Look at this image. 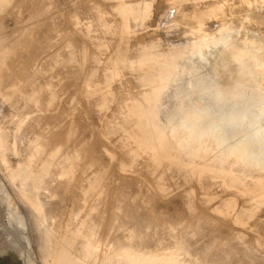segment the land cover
Listing matches in <instances>:
<instances>
[{
  "label": "rangeland",
  "instance_id": "374dc122",
  "mask_svg": "<svg viewBox=\"0 0 264 264\" xmlns=\"http://www.w3.org/2000/svg\"><path fill=\"white\" fill-rule=\"evenodd\" d=\"M40 1H41V3L43 5L40 3ZM79 1L77 0L78 6L76 7V4H75L76 0H72V1L71 0H69V1L68 0H66V1L65 0H63V1L62 0H59V1L58 0H49V1L48 0H33V1L32 0L31 1L30 0H25V1H22V0H19V1L18 0H0V15L2 16V17H0V20H1V22H3V23L0 22V26L3 25L2 27H0V30H1L0 35H3L5 37L8 36L7 38H8V40L10 38V43L13 41V43H11V45H10L11 47L14 46V43H15V46H17L16 47L17 51L14 53V57L17 60V65L19 67H21V68L17 67L18 68L17 69V74H19V75L21 74V76L23 75V79H25V80L28 79V78H31V83L32 82L37 83V82L42 81V84L45 82L44 84H47L48 86H50L52 84L55 86L53 88L56 91L53 92V90H52V94H51V100H52L51 107L52 108L50 107V109L48 111V114L46 112L43 115L44 122L51 118L50 120L47 121V132L50 135L51 134L53 135V133L55 131L54 134L57 133L56 135H58V133H59L60 136H61V133H62L61 137L63 138V136H64V140H66L65 143L68 145L67 147L65 146V149H67L69 147L81 146V145L85 146V148H86L85 149V155L81 159L82 161L80 160L81 166L82 167L85 166V167L82 168L80 166L81 167V168H79L80 171H81L80 174H79V170H78V177L79 178L76 179V183L74 182L77 186L82 184V186H83V187L81 186L82 190L80 188H78V191L80 189V191H79L80 193L76 190L77 187L75 186V188H73V192H68L70 194H69V196H67L68 193H63V192H65L64 191V188L66 187L65 184L64 183L62 184V187H63L62 188L56 182L55 185H54L55 187L51 188L50 193L45 194L47 196H43V197H45V198H43V201H45V203L47 204L46 205L44 202H42V196H41L40 189L35 190L33 188V186L31 185V183H29L28 181L25 180V177L21 174L19 166H17V162L16 161H15V163H16L15 165L16 166L14 165V159L10 155L9 148L8 147L7 148L3 147L2 144H1L2 142L0 140V264H48V254L50 253V251L52 249V240L50 239V237L46 233L45 227L48 225L49 222L50 223L52 222V219H50V218L49 219H45L44 218L43 221H42V217L40 216L41 215L40 212H42V211H38V210L34 209L30 202H28L25 199H23V196H28L31 199L32 202L41 204V206L43 207V211L44 212H47V211H49L50 213L52 212L51 214H53L55 216H58L59 219H60V217H62L63 219L66 220V216H67V219H68V216H69L68 214L71 211L74 212L75 211L74 209H76L77 215L81 214V216L80 215L77 216V218L79 220V222H78L79 224L77 223L78 225L77 224H72L73 225L72 226L71 223H68V224L65 223L66 225L64 224V226H63V230L65 229L66 232H68V233L70 232L71 234H73L74 238L72 239L71 242L68 243V245L66 247V250L64 251L63 260H62L61 264H76V263H70L69 262L70 258L68 257V249H74V247L76 248L78 246V244L80 243V239L84 237V233H83L84 232V227H82L83 226L82 222H85L86 223L85 225H89V223H90L89 221H91V223L96 221V223L99 224V226H100L99 234L100 235L104 234V237H106L108 235H111V236L115 237V239L117 238V241L118 240L120 241V242L118 241V243H117V242H115L116 240L114 241L112 239L113 241H110V243L108 242V244L110 245L108 247L111 248V251H108V253L106 255V258L109 259V260H112V261L115 260V258L120 254L121 249L130 248V247H133V248L136 247L137 248V247H143V246H144V248L147 247V249H149V254L151 256L155 257V258H157V256L159 255L160 248L162 246L165 247V248L168 247V249L170 250L171 253H175L176 256H184L186 258V262L184 261L183 264H211V263L219 264V261L222 262V264H226L223 261L226 257H227L226 259L230 258L228 260L225 259L226 260L225 262L229 261V263H227V264H230L231 261H232L231 264L232 263L233 264L234 263L235 264H245V263L246 264H253V263H251L252 261H251L250 257H252V256H260V257L264 258V251H263L264 250V235L261 234V232L264 233V226H262V224L264 223V206L262 205L263 206L262 207L261 205H257L256 203H254V204L253 203H248L246 198H248L249 192H247V191H244V192L243 191H241V192L238 191L237 192L234 187H231L229 189L230 191L226 189V187H227V183L226 182H227V180L229 178H231V179L232 178L233 179L234 178H236V179L239 178L238 176H236L235 171H233V169L231 167H226L225 168V170H224L225 177L224 178H221L219 176H211L209 178H206L204 181L202 180L203 181V184H202V181L198 182V180H197V179H199L198 177H200L202 174L208 173L211 170V165L209 163L207 165L206 161H198V162H196L195 166H196V169L198 171V173L196 174L197 176L195 177V178H197L196 179L197 182H196V181H194L195 179L192 177V175L188 171L183 170L181 168L180 163L179 164L178 163H175V164L174 163H170L167 166H162V164L165 163L167 160H169L170 157H171L169 152H167L165 150L161 151V155H162L161 158H157V157L154 156V158L152 159V162H148L146 160L144 161V159L142 157L148 150L153 149L155 151H158V149L152 145L151 139H152L154 133L162 135L164 133V131H165V124L168 123V121L170 122V120L172 118L171 117H166L164 119L162 118L163 119L162 120L163 121L162 124H159L158 122H156L154 120L152 122H150L146 126H144V123L141 122V120H138L137 122L132 124L133 122L131 120H133L134 118L139 117L140 115H139V113L137 111L134 110L135 107H138L136 102L135 101L132 102L130 100V98L132 97L131 88H133V86L131 84V80L129 81L128 79H126L127 75H124V74H126V70L122 69V66L127 64L130 67V69L133 70V72L136 74V77H138V78L140 76H142V75L154 74L155 79H157L159 82H162L163 76L160 74V72L162 70V67L164 65H166V64H169V62H171V58H173L174 56L177 55V52H175L174 50L169 51L167 49H164V48L162 49L161 48L158 51L157 50L156 51L153 50L151 56L146 61H142L141 56H138V55H134L132 60L128 59L127 57H124V55H129L130 54V52H131L130 49H131V47H133L135 45L134 43H135V41L137 42V39L141 38L139 40L145 41L146 38L149 35H148V32L145 33V31H142V32H140V35L142 37L138 33L135 37H130V38L125 37V39H124L123 38L124 35H123V33H121L123 30H122V28H121V30L119 29L121 27V26H119V22H120L119 21V17H120L121 20H123L124 22H127V23H128V20H130V19H132V20L138 19L139 15L141 14V11H142L141 10V5L144 2H142V0H138V1L137 0H131V1L116 0L119 3L116 2L117 3V4L115 3L116 6H112L113 2L110 3L109 1H106V0H100V1L98 0L99 2L102 1V3L96 2L97 0H87V1L81 0V2L83 1V3L80 2V5H79ZM88 1H89V3H88ZM15 2L17 3L16 8H14L15 5H16ZM18 2H19L20 6H18ZM68 2L69 3L72 2L71 7H72V5L75 4L74 8L73 7L72 8L69 7L68 6L69 5ZM6 3H7V5H6ZM48 3L54 4V5H50ZM57 3H59V4H57ZM67 3H68V5H67ZM109 3L111 5H109ZM206 3H208V2H206ZM209 3H211V2H209ZM46 4H48V5L45 7ZM81 4L82 5L84 4V6L82 7ZM86 4L88 6H86ZM29 5H30V7H29ZM65 5H67V7H69V8H71V10L70 9L68 10V8H67L66 11H65V8H66ZM184 5H186V4H184ZM21 6L24 7V8H22V11L20 10ZM25 6H26V8H25ZM89 6H91V7H89ZM106 6L109 7V10H111L112 13H110L111 11H107V9H106L107 7ZM33 7L35 9H33ZM52 7L55 9V11H54V9ZM110 7H112V8L110 9ZM12 8H14V9H12ZM42 8H44V9L42 10ZM86 8H88V9H86ZM100 8H101V10L103 9L102 12H101ZM5 9H6L7 12H5ZM84 9H85V11L87 13L84 11ZM112 9H114V10H112ZM17 10H18V14H16ZM57 10L60 12V14H58L59 12L57 13ZM61 10H64L63 11L64 14L62 13ZM82 10H83V12H82ZM263 10H264V8H258L257 12L260 11V13H262V12L264 13ZM8 11H10V13L12 12V14L10 15V13ZM27 11L29 13L30 12L31 13L29 14ZM68 11H69V13H68ZM114 11H116L117 13L114 12ZM70 12H72V13H70ZM24 13L26 14V16H25ZM51 13L53 14V16H52ZM65 13L67 14V17H66ZM79 13H81V14H79ZM83 13H86V14H83ZM93 13L94 14L96 13V14L94 15ZM48 14L49 15L51 14V15L48 16ZM91 14H93L94 17ZM9 15H10V17H9ZM13 15H15V16H13ZM16 15H18V17L20 19L16 18ZM57 15H59V16H57ZM28 16L30 17V19H29ZM44 16H48L49 19L47 18V20H45L46 17H44ZM3 17H4V19H6V17L9 18L10 20H12V22L9 19L4 20ZM13 17H14V20H13ZM88 17H89V19H88ZM55 18H56L57 21L55 20ZM68 18L71 19L72 21L71 20L69 21ZM117 18H118V21H117ZM39 19H40V22H38ZM65 19L68 22H66ZM109 20H110V22H108ZM5 21L8 22V23H6ZM27 21H28V24H30L29 26L27 24ZM34 21H36V22H34ZM4 22L6 24H4ZM58 22H60V23H58ZM10 23L14 24V25H12L14 27H12L10 25ZM68 23H70V24H68ZM7 24H9L12 27V29L10 30L11 32L8 30L11 27H9V25H7ZM35 24H37L36 28H35ZM46 24H47V26H46ZM50 24H52V26ZM64 24H66V26H67L66 28H64L65 27ZM4 25H5V27H4ZM21 26L24 27V28L21 29L20 28ZM25 26L27 28H25ZM81 26H83V28H85V29H83ZM33 27L35 28V30H34ZM75 27H76V29H75ZM53 28L54 29L56 28V30H54ZM4 29H6V30H4ZM29 29H30V31H29ZM65 29H67V30H65ZM71 29H73V31H71ZM94 29H96V30H94ZM15 30L18 31V32H16ZM42 30H44L45 32L43 31V33H42ZM50 30H52L51 33L49 32ZM99 30H101V31H99ZM115 30L116 31L118 30V31L116 32ZM63 31H66V32H63ZM69 31H70V33H69ZM113 31H114V33H113ZM119 31H120V33H119ZM20 32H23L24 34L21 36ZM53 32H55L54 34H57V35H54ZM79 33H81V34H79ZM143 33H145V40H144ZM25 34H26V36L28 38H26ZM33 34H36V35L33 36ZM11 35L14 36L12 41H11V38H12ZM15 35H17V36H15ZM155 35H157V33H155ZM35 36H36V38H35ZM49 36H51L52 38L49 37ZM79 36L80 37L82 36L83 39L81 40V38ZM22 37H24V38H22ZM32 37H33V39H32ZM41 37H43V38H41ZM119 37H121V38H119ZM14 38H15V40H14ZM29 38L31 39V41H30ZM79 38L81 40L79 42L80 44H81V42L84 44L86 41H87V43H85L84 45L82 44V46L79 43H77L79 46L76 43L75 44L73 43V45L77 46V48L75 46L71 45L72 42H73L72 40H74V41L77 40V42H78ZM86 38H87V40H86ZM47 39H49L50 41L47 40ZM63 40H64V42H68V43L62 42ZM66 40H68V41H66ZM107 40H110V41H108V42H110L109 44H108V42H106ZM115 40L118 41V42L115 43ZM60 41L62 43H64V44L62 45V43H60ZM127 41H128V43L125 44V42H127ZM58 42L60 44H58ZM70 42H71V44H70ZM95 42H96L97 46L95 45ZM113 42L116 45L113 44ZM21 43H25L24 46L20 45ZM45 43H48V44L45 45ZM89 43H91V44H89ZM121 43L123 45H125V46H122ZM28 44H29V46H28ZM87 44H88V46H87ZM33 45H34V48H32ZM57 45L58 46L60 45V48L57 47ZM89 45L92 48V50H90L91 53L89 52V48H90ZM25 46H27V47L24 48ZM116 46H117V48H116ZM126 46H128V49L126 48ZM35 47H37V48H35ZM16 48H15V50H16ZM22 48L24 50H22ZM27 48H29V51H28ZM41 49L44 52V53L42 52V54H41ZM66 49H68L69 51L66 50ZM76 49H77L76 52H78V53H75L74 50H76ZM93 49H94V51H93ZM55 50H57V51H55ZM115 50H117V51H115ZM119 50H120V52H119ZM37 51H38V53H37ZM48 51H50L51 54ZM168 51H169V53H168ZM23 52H24L23 55H20V56L18 55V59H19L18 60L17 59V54H22ZM92 53H93V55H92ZM109 53H111V55H109ZM30 54H32V56ZM36 54L37 55L40 54L39 58H36V57H38ZM44 54H45V56H44ZM48 54H50V56ZM66 54L69 56V59H67L68 56H66ZM77 54H78V57H76ZM90 55H92V58H91ZM106 55H107V57H106ZM21 56H23V57H21ZM30 57L31 58L34 57L33 59L35 61L33 59H31ZM53 58L54 59L56 58V59L54 60ZM104 58L105 59L108 58V59L105 60ZM256 58L258 60H264V52L258 53L256 55ZM88 59H89V61L87 63ZM47 60H49V61L51 60V61L49 62ZM28 61L29 62L31 61L30 63L32 65ZM18 62H20L19 63L20 65L18 64ZM58 62L60 64V66H59ZM249 62H250L249 60H246L244 65H243L244 66L243 69L241 71H239V72L238 71L235 72L234 68L231 69L232 73L224 72V76L226 78H228V80L226 82H224V83H220L219 81H217L215 79L212 82V84H210L206 88H202V89L186 88L181 93L180 97L176 100V106H178L179 111L181 113H184V114H188V113H191V112H194V113H197V114H202L203 112L208 110V114H215L216 112L220 111L222 108L226 107V108H232L233 112H235L236 114H242V112H245L246 110H248L250 108L251 109L252 108H260V109L264 108V89H263V86L260 87L253 80L254 72H253L251 66L249 65ZM49 63H50V65H49ZM67 63H70L69 64L70 66ZM107 63H109V64H107ZM23 64H25V65H23ZM46 64L49 65V66H47ZM86 65H87L88 68L86 67ZM96 65H97V67H96ZM29 66H30V68H29ZM68 66H69V68H68ZM89 66H90V69H89ZM100 66H102V67H100ZM24 67L27 68L26 69V73H27L28 68H29V73L25 74V72H24L25 70L22 71V68L25 69ZM70 67H71V69H73V67L75 68V69H73V72L70 69ZM44 68L47 69V71ZM59 68L61 70H59ZM62 68H63V70H62ZM35 69H36V71H35ZM54 71H56L55 74H58L57 76H55ZM57 71L60 72V73H57ZM62 72H63V74H66L65 76H67V77H65L62 74ZM66 72H69V74L66 73ZM70 72L73 73V75L70 74ZM74 72H76V73H74ZM81 72H82V74H81ZM75 74H77V76ZM52 75H53V77H52ZM61 75H63V77H65L64 80H63V77ZM71 75L75 79L72 78ZM31 76L32 77L34 76V77H37V78H34V77L32 78ZM67 78H68V80H67ZM82 78L86 81V83H84L85 81ZM92 78H94L95 80L92 79ZM88 79H92L94 81L88 80ZM100 79H102V81ZM78 81H80V82H78ZM125 81H126V83H125ZM55 82H56V84H55ZM118 82H120V84L122 83L121 86H120V84H118ZM93 83H94V85H92ZM112 83H113V85H112ZM127 83L129 85H127ZM28 85L29 86L27 87V84H26L25 87L26 88H30L31 84L28 83ZM57 85H58V87H56ZM78 86H79V88H78ZM85 86H86V88H85ZM66 87H68L69 89L68 88L66 89ZM115 88L119 89V91L118 90L116 91ZM75 89H76V91L78 93L79 92L80 93L78 94L75 91ZM84 89H85V91H82ZM70 90H71V92H70ZM210 90H215V91H217L219 93V96H218L219 97L218 98L219 101L217 102V107L216 108H211V106H210L211 101L205 99V97H206L205 95L209 94L208 91H210ZM72 92H73V94H69V93H72ZM114 92H116L117 94L114 93ZM56 93H58V95ZM61 93H62V95H63V93H64V95L65 94L67 95L66 96L67 102H66V98H64L63 97L64 95L62 96ZM113 94H115V96ZM56 95H57V98H56ZM78 95H79V97H78ZM119 97H123L122 100H124V101L122 102V100L119 99ZM124 97L127 98V99H125ZM55 98H56V100H55ZM80 98L82 99V101L85 99V101H83V103L84 102L87 103V104L85 103L86 105H84V107H82L83 104H81V102L79 103V101L81 100ZM57 100H58V102H57ZM69 100H70V102H69ZM118 100H120V101H118ZM89 103L92 104V106ZM93 103H94V105H93ZM128 103H130V104H128ZM79 104H81V105H79ZM116 105H119V109L121 108L120 110L123 111V112H120V110L117 109L118 107ZM85 106H86V108H85ZM87 107L90 108V109H87ZM112 108H113V111H112ZM85 109L87 111L89 110L87 114H86L87 111ZM93 109L96 110V111L94 110L95 114L93 113ZM124 110H125V112H124ZM114 111H115V115H114ZM116 111H118V112H116ZM91 113L93 114V116H92ZM5 114H6L5 110L3 109L2 105L0 104V117L5 115ZM46 114L48 115V117H47ZM45 115H46V117H45ZM90 115H91L92 119H90ZM94 115H96V117ZM82 116L83 117L85 116V117L83 118ZM88 116H89V121H88ZM238 116L239 115H237L236 118H238ZM94 117L96 118V120H95ZM114 117H115V119L113 120L112 118H114ZM45 118H46V120H45ZM57 118H59V119H57ZM76 118L77 119L79 118L80 121L77 120ZM83 119H85V120H83ZM86 119H87V121H86ZM93 119H94V121H93ZM64 120L67 123L64 122ZM204 120H205L204 122H197L196 126H200L203 129H207L211 125L217 123L220 119H218V118H210L208 120H206V119H204ZM128 121H130V122H128ZM139 121H140V123H138ZM51 122H53V123L51 124ZM60 122H61V124H60ZM88 122H91V123H89L90 126L88 125V128H86L85 125H87ZM95 122L97 123L98 126H95L96 124L93 125V123H95ZM108 122L110 124L112 123L113 125L112 124L109 125ZM125 124H127V125L125 126ZM130 124H132L134 126H132V128H131V126H129ZM106 125L107 126L109 125L110 127H113V128H110L109 126L107 128ZM68 126L71 127V128L74 126V128L72 129L73 133H74L75 129L77 128L76 131H75L76 134L75 133L72 134L71 133L72 130H70L71 128L67 129ZM93 127H95V129L98 127L96 129L97 133L95 132L96 130ZM99 127H100V131H98ZM101 127L103 128V131L105 130L104 132H102V135H101V131H102ZM68 130H69V132H68ZM117 131H119V132H117ZM80 132L82 134H80V136H78ZM92 132H95L96 134H94ZM99 132H100V135H99ZM89 133L91 134V135H89L90 137L88 136ZM115 133H116V135H115ZM85 135H86V137H85ZM96 136H97L96 139H98L97 142H96V139H95ZM109 137H110V139H109ZM100 138H101V141H99ZM102 138L104 139V142L105 141L109 142V143L106 142L107 144H109V147L112 146L110 149H112V148L115 149L116 148L115 150L113 149V151L114 152H119L120 156H119L118 153L117 154L114 153L109 148L107 149L106 147H108V146L105 145L106 143L103 144L104 142H102V140H103ZM116 138H117V140H119V142H117ZM76 139H77V141L75 142ZM114 140H116V141H114ZM93 141H95V142H93ZM96 143H97V145H95ZM100 143L105 145V146L103 147V145H100ZM110 143H111V145H110ZM126 143H129V145L126 144ZM98 144L100 145V147H99ZM89 145H90L91 148L89 147ZM119 146L121 147V149H120ZM130 146H131V148H130ZM95 147H97V148H95ZM101 147H102V149H101ZM92 148H93V151H94L93 154H92V150H91ZM123 148H126L128 151H125L126 149H123ZM94 149L96 150V152H95ZM100 150L104 153V155L107 158H105L104 155H102V152ZM138 151H139V153H138ZM90 155H92V156H90ZM127 155H129L130 158ZM8 156H9V158L10 157L11 158L9 159ZM93 157H95V158L93 159ZM120 158L123 159L124 162L121 161ZM126 158H128V159H126ZM131 158H132V160H131ZM141 158H142V161H141ZM117 159H119V164H118V161L116 162ZM129 159H130V161H129ZM11 160H13V161L11 162ZM91 160H92V162H91ZM107 160H109V161H107ZM87 161L91 162V163L88 164ZM85 162L87 163V165L85 164ZM105 162L107 163L106 166H105ZM139 162H142V163H139ZM172 162H174V161H172ZM116 163H117V166L115 165ZM204 163H205V165H204ZM113 164H114V166H113ZM149 164H151V165H149ZM137 165H138V167H137ZM86 166H88L89 168L88 167L86 168ZM144 166H146V167H144ZM92 167H93V169H92ZM99 167H100V169H99ZM115 167H116V169H115ZM113 169H114L115 172H117V171L118 172L121 171V172H119V173L117 172V173L114 174ZM165 169L167 171H165ZM110 170H112L113 173ZM175 170H176L177 174H176ZM106 171H108V173L111 172L108 175L106 180H104V181L96 180L98 175H100V174H102L103 172H106ZM82 172H85V173L81 175ZM91 172H92V174H90ZM144 172L147 173V174L145 175ZM155 174H158L159 176L154 177V176H156ZM169 174H170V176H169ZM142 175H145V176H142ZM176 175L177 176L181 175L182 177L180 176L181 177L180 178L179 176L177 177ZM120 176L125 178V179L123 180V178H122L123 181L119 180ZM125 176H127V178ZM146 176L148 177V179L144 178ZM168 177H170L169 178L170 180L168 179ZM174 177H175V179L177 181H175ZM191 177L193 178V180H192ZM110 178H112V180ZM113 178L117 179V180H115V182H113ZM128 178H131V180L128 179ZM149 178H150V180L151 179H153V180L155 179V180L150 183V182H148V181H150ZM82 179H83V181H82ZM127 179H128L129 182L127 181ZM139 179L142 182V184H141L140 181H137L139 183V185H140V186L138 185V187H137L136 185L138 183L136 182V180H139ZM141 179L144 180V181H142ZM183 180H184V182H183ZM206 180L208 181L207 183L209 185L211 184L210 186H207L208 184L206 183ZM132 181H133V183L131 184ZM166 182H168V184L169 183L172 184L173 182H176V183H173L172 185H170V184L168 185ZM186 182L188 184H186ZM100 183H104L107 186V188L105 190V193L101 194V196H98L99 194H97V195L96 194H90L91 196L89 194H87L89 192L88 190L92 191L94 186L96 184H100ZM127 183H128V185L131 184L129 186L130 188L128 187ZM56 184L60 187V188L58 187L59 190H61L63 192H61L59 190L55 191V188L58 189ZM148 184H150V185H148ZM195 184L196 185H198V184L200 185V187L198 185V187H199L198 189L199 190L197 189V192L199 193V195H197V196L200 197L201 199L200 198L198 199L197 196H195L197 194L196 185ZM86 185H88V186H86ZM114 185H116L114 187V188H116V191L117 190H121L120 193L118 191H117V193L113 192V191H115V189L113 188ZM173 185H175V186H173ZM184 185H185V187H184ZM126 186H127V189H126ZM133 186H134V188H133ZM145 186H146L148 191L145 190L146 189ZM187 186H188V188H187ZM212 186H213V188H212ZM215 186H216V188H215ZM155 187H157V188H155ZM181 187H183V188H181ZM204 187L209 190L208 193H206V194L203 193V192H205L207 190V189L205 190ZM184 188H187V189H184ZM222 188H224L225 190H222ZM74 189H75V191H77L76 194L74 192ZM130 189H131V191H130ZM194 189H195V191H194ZM85 190H87V191H85ZM110 190H112V191L110 192ZM156 190H159V191H156ZM183 190L186 193L185 192L183 193ZM124 191L125 192L128 191V193L127 192L125 193ZM181 191H182V194H181ZM135 192H138V193H135ZM143 192H144V194H143ZM200 192H202V193H200ZM210 192H212V193H210ZM222 192H223V194H221ZM225 192L227 193V195L225 194ZM230 192L232 194H230ZM71 193H73V194H71ZM78 193H79V195H78ZM5 194H6V196H5ZM38 194H39V197H38ZM86 195H89L88 197H90V198H95L94 195H96V198H99L97 200V202L95 203V204H98V205H94L95 208L92 207L93 209H91L89 207L90 203L86 202V200H85ZM178 195H180V196H178ZM64 196H67L68 198L67 197L65 198ZM190 196H191V198H190ZM235 196H237V197H235ZM180 197H182V199ZM71 198H72V200H70ZM186 198L188 200H186ZM80 199L83 201V203L85 205L83 203L77 202V200H80ZM102 199H103V201H106L105 202L106 204L104 202H102ZM239 199H241V200H239ZM60 200H61V203H60ZM120 200H122V201H120ZM136 200H138V201H136ZM154 200H156V201H154ZM159 200H162V201L160 202ZM163 200H165V201H163ZM204 200H205V202H204ZM242 200H244V201H242ZM52 201H53V203H52ZM99 201L102 202V204ZM239 201H240V203L243 206L239 203ZM181 202H182V204H181ZM187 202H188L189 205L187 204ZM196 202L198 203L197 205H196ZM214 202H215V205H214ZM183 203H184V206H183ZM185 203L187 204L186 207H185ZM199 203L200 204H204V205H200ZM64 204H66V205H64ZM82 204H83V206H82ZM150 204L153 205V206H151L152 209L150 207H148V206H150ZM246 204H248V205L244 206ZM145 205L147 206V209H146ZM165 205H166V207H165ZM177 205H178V207H177ZM198 205L201 207L200 208L201 210L197 209V208H199ZM207 205L213 206L214 209L211 206L209 207ZM9 206L14 208V209H16V210H18V213H20V216L24 220L25 228L23 227V225L20 222H18L17 215L14 214L13 211H11ZM47 206H48L49 210H48ZM65 206L66 207L69 206V207L66 208ZM196 206H198V207H196ZM63 207H65V209L67 211L66 210L64 211V209H62ZM204 207H205V209H204ZM58 208L60 209L61 213L59 212ZM185 208H186V210H185ZM52 209H54V210H52ZM86 209H90V210H86ZM202 209L205 211V215L203 214L204 211ZM261 209L263 210L262 211L263 214L260 212ZM85 210H86V212H85ZM206 210H208V211H206ZM236 210H238V211H236ZM57 211L59 212L58 213L59 215L57 214ZM151 211H153V212H151ZM259 212L261 213V216H263V217L260 216ZM63 213H65V215L66 214L67 215L65 216ZM152 213H154V214H152ZM185 213L188 214V215H186ZM207 213L209 215H207ZM225 213L227 215L228 214H231V215L227 216ZM82 214H83V216H82ZM210 214H212V215L210 216ZM213 214H214L215 220H213V222H212V219H214L212 217ZM99 215H101L102 217L99 216ZM232 215H233V217H232ZM183 216H185V218ZM194 216H196L198 218H196ZM200 216L201 217L203 216V219H201L199 221V217ZM208 216L210 217V220H208V218H209ZM188 217H190V218H188ZM191 217H193V218H191ZM219 217L220 218L222 217V218L220 219ZM244 217H245V219H244ZM95 218H96V220H95ZM101 218H102V220H104V219L105 220L102 221ZM216 218H217V221L219 219V220H221V222L222 221H227V222H225V223L222 222L223 225L222 224L220 225V223H219L220 221L216 222ZM112 219H113V221H112ZM186 219H188L189 221L186 220ZM191 219H193L194 221L191 220ZM205 219H207L209 222H206L207 220H205ZM255 219H257V220H255ZM230 220H233L232 223L236 227L233 226V224H232V226H230L231 225ZM115 221H117L116 222L117 224H115ZM210 221L216 227L217 226L219 227V225H220L219 229H217L218 228L217 227L216 230H215L214 226L212 225V223ZM254 221H255V223H254ZM228 222H230V223L228 224ZM252 222L254 223V225L252 224ZM112 223H114L115 225H113ZM132 223H133V225H132ZM182 223L185 225V227H183L184 225ZM204 223H205V225H204ZM207 223H210V224H207ZM225 224H228V225H225ZM102 225H103V227H102ZM153 225H154V227H153ZM190 225L192 227L194 226V228H196V230H193L190 227ZM209 225H212L213 227H211ZM260 225H261V227H260ZM187 226H188V228L190 227L191 229H188ZM197 226L198 227L200 226V227L198 228ZM255 226H256V228H255ZM182 227L188 229L187 235L183 238V241L186 242L188 247L185 246L186 244H185V242L182 241V237L177 236V235H179V233H181V230H182L181 228ZM204 227L208 228V229H205ZM231 227H235V229L231 228ZM247 227H248V229H246ZM70 228H71L72 232L70 231ZM108 228L109 229H113V231L109 230ZM203 228L205 229V231H203L204 230ZM222 228H224V229L222 230ZM249 228H250V230H249ZM209 229L211 231H209ZM232 229H234V231ZM240 229H243L244 231L245 230L248 231L249 234L246 231H245V233H247V234H245L243 232V230H241L242 232H240ZM259 229H261V230H259ZM262 229H263V231H262ZM206 230H208V231H206ZM227 230H228V233H230V234L227 233ZM110 231H112V233L116 232L117 234L112 235L111 233H109ZM124 231L125 232L127 231V232L125 233ZM133 231L134 232H138V234L135 233L134 236H133L134 238L132 237L131 241L123 239L124 236H128L129 233H131ZM190 231H192L193 233L190 232ZM199 231H200V233H201V231H203L201 233L202 235L201 234H197V233H199ZM213 231H214V233H213ZM237 231L240 232V233H238ZM259 231H261V232H259ZM120 232L123 233V234L125 233V234L122 236V234ZM205 232H207V233H205ZM234 232L236 233V235H234L235 234ZM119 233L121 234V236H119L120 235ZM189 233H192L191 234L192 236L189 235ZM252 233H254V234L252 235ZM154 234H156L157 236L154 235ZM209 234H210V238L209 237L206 238L207 236H209ZM227 234H228V237H226ZM138 235H139V237H137ZM168 235H169V237H168ZM219 235H221L222 237H220ZM249 235H251V237ZM254 235H256V236L254 237ZM171 236H175L176 239H175V237H173L174 239H171ZM212 236H213V238L211 239ZM232 236H233V239H230V238H232ZM246 236L249 237L250 239L247 238ZM262 236H263V238H262ZM118 237H122V238H120L122 240H120ZM163 237H166V238L163 239ZM199 237H202L203 239H201ZM223 237H225V238H223ZM256 237H258V238H256ZM167 238H168V240H167ZM180 238H181V240H180ZM195 238L196 239H200L201 241H203L202 244L199 241L200 244H201V245H199V243H197L198 240L196 241ZM227 238H229V240ZM244 238H246V239H244ZM159 239H161V240H159ZM162 239L164 240V243H163ZM185 239L186 240L188 239L187 241H189V242H187ZM191 239L192 240L194 239V240L192 241ZM205 239L206 240L209 239V240L206 241ZM214 239H215V241L217 240V242H215ZM222 239H224V241ZM225 239L227 241H229V243L231 241V243L227 244L228 242ZM133 240H134V242L137 241L135 244L138 243L135 247H134V244H132V243H134ZM237 240H238V242H237ZM240 240L242 242L239 243ZM247 240H249V242H246ZM251 240H253L254 242L251 241ZM125 241H126L127 244L124 243ZM173 241H175L176 243L173 242ZM209 241H211L212 243L209 244L210 243ZM102 242H103L102 246H105L104 245L105 241H102ZM190 242H194L195 245L194 244L192 245V243H190ZM213 242L215 244H213ZM128 243H130V244H128ZM170 243H171V245H170ZM257 243H260V245L257 244ZM120 244H122V248H121ZM131 244H132V246H131ZM139 244L142 245V246H139ZM163 244H165V245H163ZM173 244H175V247H174ZM176 244H177V246H176ZM226 244L229 245V247L226 246ZM232 244H236V245H234V247L236 249L233 247ZM113 245H114V247H113ZM210 245H211V248H210ZM217 245H219L220 248L222 247L223 249H219V246H217ZM117 246H118V248H116ZM153 246H156V247L154 248ZM171 246H173V247H171ZM192 246H195L196 248H193ZM241 246L242 247L244 246L246 250L244 249V247L242 248ZM106 247H107V245H106ZM201 247H204V248H201ZM212 247H214V248H212ZM217 247H218V250H217ZM237 247H239V249ZM192 248L195 251H193ZM197 248H199V249H197ZM207 248H208V250H207ZM247 248H249L250 250L247 249ZM255 248H256V250H254ZM213 249H215V250H213ZM261 249H263V250H261ZM199 250H201L202 253H200ZM205 250H207V254H206ZM219 250H220V253L217 252ZM233 250L234 251L238 250V251L237 252L236 251L233 252ZM240 250L242 252L241 253V255H242L241 258H240V252H239ZM260 250H261V252H260ZM190 251H193L194 253H192ZM224 251L228 252V253L226 252L227 255L225 253L226 257L224 256ZM230 251H232V252H230ZM209 252L214 253V254L210 255ZM238 252H239V254H237ZM208 254L211 257H209ZM220 254H221V256H220ZM203 255H205V256H203ZM232 257L234 258V260H233ZM207 258L209 259L208 261H207ZM222 258H223V260H221ZM247 258H248V260H247ZM202 259H203V261H202ZM241 260H243L244 262H242ZM191 261H193V262H191ZM210 261H211V263H210ZM236 262H238V263H236ZM106 263L107 264H121V262H115V261L112 262V263H109V261H107ZM84 264H89V263H84Z\"/></svg>",
  "mask_w": 264,
  "mask_h": 264
},
{
  "label": "bare ground",
  "instance_id": "6f19581e",
  "mask_svg": "<svg viewBox=\"0 0 264 264\" xmlns=\"http://www.w3.org/2000/svg\"><path fill=\"white\" fill-rule=\"evenodd\" d=\"M19 1V0H18ZM25 1V0H22ZM31 1V0H30ZM33 1V0H32ZM49 1V0H48ZM59 1V0H58ZM63 1V0H62ZM66 1V0H65ZM69 1V0H68ZM72 1V0H71ZM79 1V0H78ZM83 1H87V0H83ZM83 1L81 2V0L79 1V5L80 2L83 3ZM100 1V0H99ZM98 0L96 2H99ZM109 1L110 3H112V6H116L115 3L118 2L116 0H106ZM127 1H131V0H127ZM138 1V0H137ZM29 2V1H28ZM44 2V1H43ZM55 2V1H54ZM142 2H144L141 5V14L139 15V18L136 20H128L127 22H124L123 20L120 19L119 17V26H121L119 29L121 30L122 28V32L124 35V39L125 37H135L138 33L140 35V32L145 31V33L148 32V37L145 40V33H143L144 35V40L145 41H141L139 39H137V42L135 41V45L133 47H131L130 49V54L129 55H124V57H127L128 59L132 60V58L134 57V55H138L141 56L142 61H146L152 54L153 50L154 51H158L159 49H167L169 51L174 50L175 52H177V55L174 56L173 58H171V62H169V64H166L162 67V70L160 72V74L163 76V80L162 82H159L157 79H155L154 74H149V75H142L139 78L136 77V74L133 72L132 69H130V67L126 64L122 66V69L126 70V79H128L129 81L131 80V84L133 86V88H131V95L132 97L130 98V100L132 102H136L138 107H135V111H137L139 113V117L134 118L133 120H131L132 124H134L135 122H137L138 120H141V122L144 123V126L148 125L150 122H152L153 120L158 122L159 124L163 123V119L166 117H171L172 119L170 120V122L168 121V123L165 124V131L162 135L154 133L152 139H151V143L154 147H156L158 149V151H155L153 149L148 150L142 157L144 159V161H148V162H152V159L155 157L157 158H161V151L165 150L167 152H169V154L171 155L170 159L167 160L165 163L162 164V166H167L170 163H180V166L183 170L188 171L192 177L195 179L194 181H196L197 178H195L198 173L197 169H196V162L198 161H206L207 165L208 163L211 165V170L208 173L202 174L200 177H198L199 179L198 182L200 181H204L206 178H209L211 176H219L221 178L225 177L224 174V170L226 167H231L233 169V171H235L236 176H238L239 178H229L227 180V187L226 189L229 190L231 187H234L236 189V191H247L249 192V196L248 198H246L248 203H256L257 205H263L264 206V108H250L248 110H246L245 112H242V114H236L235 112H233L232 108H222L220 111L216 112L215 114H208V110H206L205 112H203L202 114H197L194 112L188 113V114H184L181 113L179 111L178 106H176V100L180 97L181 93L186 89V88H192V89H202V88H206L208 87L210 84H212V82L216 79L217 81H219L220 83H224L228 80V78H226L224 76V72H229L232 73L231 69L234 68V71H241L243 69V65L245 63L246 60H249V65L251 66L254 75H253V80L261 87L263 86L264 89V60H258L256 58V55L260 52H264V13H260L257 12L258 8H264V0H142ZM167 2V3H166ZM169 2V3H168ZM208 2V3H206ZM211 2V3H209ZM16 3V2H15ZM21 3V2H20ZM32 3V2H31ZM41 3V1H40ZM47 3V2H46ZM62 3V2H61ZM69 3V2H68ZM67 3V5H68ZM74 3V2H73ZM87 3V2H86ZM89 3V1H88ZM99 3H102L99 2ZM109 3V5H111ZM119 3V2H118ZM24 4V3H23ZM22 4V5H23ZM42 4V3H41ZM50 4V3H48ZM46 4L45 7L48 5ZM59 4V3H57ZM72 2L69 3V7H71ZM76 7L78 6L77 4V0H76ZM74 4V5H75ZM95 4V3H94ZM98 4V3H97ZM105 4V3H104ZM117 4V3H116ZM186 4V5H184ZM188 4V5H187ZM7 5V3H6ZM36 5V4H35ZM43 5V4H42ZM50 5H54V4H50ZM67 5H65V11L68 8V10L73 7L74 5H72L71 8L67 7ZM12 6V5H11ZM17 3L15 5L14 8H16ZM18 6L19 2H18ZM81 6L83 7L84 4ZM86 6H88L86 4ZM258 6V7H257ZM30 7V5H29ZM91 7V6H89ZM88 7V8H89ZM94 7V6H93ZM107 7V6H106ZM10 8V7H9ZM12 8V9H14ZM18 8V7H17ZM22 7L21 6V11H22ZM26 8V6H25ZM32 8V7H31ZM41 8V7H40ZM53 8V7H52ZM51 8V9H52ZM64 8V7H63ZM81 8V7H80ZM86 8V9H88ZM112 7H110L111 9ZM114 8V7H113ZM136 8V7H135ZM257 8V9H256ZM33 9H35L33 7ZM44 8H42L43 10ZM54 9V8H53ZM77 9V8H76ZM75 9V10H76ZM82 9V8H81ZM105 9V8H104ZM107 11H111L109 10V7L106 8ZM24 10V9H23ZM78 10V9H77ZM101 10V8H100ZM103 10V9H102ZM101 10V12H102ZM114 10V9H112ZM261 10V9H260ZM55 11V9H54ZM62 13L64 14V10H61ZM85 11V9H84ZM89 11V10H88ZM264 11V10H263ZM5 12L6 9H5ZM10 13V11H8ZM15 12V11H14ZM28 12V11H27ZM59 11L57 10V13ZM75 12V11H74ZM79 12V11H78ZM83 12V10H82ZM86 12V11H85ZM116 12V11H114ZM29 13V12H28ZM31 13V12H30ZM29 13V14H30ZM53 13V12H52ZM51 13V14H52ZM67 13V12H66ZM65 13V14H66ZM69 13V11H68ZM67 13V14H68ZM72 13V12H70ZM87 13V12H86ZM83 13V14H86ZM90 13V12H89ZM92 13V12H91ZM112 13V11L110 12ZM117 13V12H116ZM12 14V12L10 13V15ZM16 14H18V10L16 12ZM25 14V13H24ZM42 14V13H41ZM50 14V15H51ZM60 14V12L58 13ZM66 14V17H67ZM78 14V13H77ZM81 14V13H79ZM94 14V13H93ZM91 14V15H93ZM96 14V13H95ZM94 14V15H95ZM114 14V13H113ZM4 15V14H3ZM9 15V17H10ZM22 15V14H21ZM48 14V16H50ZM62 15V14H61ZM60 15V16H61ZM93 15V17H94ZM116 15V14H115ZM15 16V15H13ZM26 16V14H25ZM30 16V15H29ZM28 16V17H29ZM48 16H44L46 17L45 20H47V18L49 19ZM53 16V14H52ZM51 16V17H52ZM59 16V15H57ZM69 16V15H68ZM81 16V15H80ZM87 16V15H86ZM0 17H2L0 15ZM64 17V16H63ZM97 17V16H96ZM16 18H19L18 15H16ZM15 18V19H16ZM4 19V17H3ZM9 18L6 17L7 20ZM20 19V18H19ZM30 19V17H29ZM67 19V18H66ZM65 19V20H66ZM85 19V18H84ZM89 19V17H88ZM97 19V18H96ZM111 19V18H110ZM10 20V19H9ZM14 20V17H13ZM34 20V19H33ZM44 20V19H43ZM44 20V21H45ZM53 20V19H52ZM51 20V21H52ZM56 20V18H55ZM68 20L70 21L71 19L68 18ZM108 20V19H107ZM12 22V20H10ZM30 21V20H29ZM57 21V20H56ZM72 21V20H71ZM112 21V20H111ZM118 21V18H117ZM1 22V20H0ZM6 22V21H5ZM8 23V22H6ZM14 22V21H13ZM36 22V21H34ZM40 22V19L39 21ZM54 22V21H53ZM66 22H68L66 20ZM110 22V20L108 21ZM3 23V22H1ZM15 23V22H14ZM20 23V22H19ZM26 23V22H25ZM60 23V22H58ZM117 23V22H116ZM17 24V23H16ZM28 24V21H27ZM43 24V23H42ZM49 24V23H48ZM70 24V23H68ZM87 24V23H86ZM9 25V24H7ZM10 25H14L11 24ZM9 25V27H11ZM25 25V24H24ZM30 24H28L29 26ZM34 25V24H33ZM35 24V28H36ZM44 25V24H43ZM52 26V24H50ZM54 25V24H53ZM72 25V24H71ZM70 25V26H71ZM3 26V25H2ZM0 26V27H2ZM47 26V24H46ZM64 28H66V24H64ZM95 26V25H94ZM117 26V25H116ZM5 27V25H4ZM8 27V26H7ZM14 27V26H12ZM12 27L10 29H8L9 31L12 29ZM73 27V26H72ZM71 27V28H72ZM83 28V26H81ZM16 28V27H15ZM21 29L24 27H20ZM25 28H27L25 26ZM34 28V27H33ZM34 28V30H35ZM50 28V27H49ZM62 28V27H61ZM70 28V27H69ZM68 28V29H69ZM78 28V27H77ZM81 28V29H82ZM14 29V28H13ZM54 29V28H53ZM74 29V28H73ZM73 29H71V31H73ZM76 29V27H75ZM74 29V30H75ZM85 29V28H83ZM6 30V29H4ZM56 30V28L54 29ZM53 30V31H54ZM67 30V29H65ZM96 30V29H94ZM16 31V30H15ZM23 31V30H22ZM30 31V29H29ZM44 30H42L43 33ZM59 31V30H58ZM83 31V30H82ZM101 31V30H99ZM112 31V30H111ZM116 31V30H115ZM118 31V30H117ZM116 31V32H117ZM11 32V31H10ZM18 32V31H16ZM45 32V31H44ZM50 33L52 32V30L49 31ZM61 32V31H60ZM66 32V31H63ZM85 32V31H84ZM98 32V31H97ZM104 32V31H103ZM1 33V30H0ZM7 33V32H6ZM21 36L24 34L23 32H20ZM47 33V32H46ZM55 32H53L54 34ZM62 33V32H61ZM70 33V31H69ZM77 33V32H76ZM114 33V31H113ZM120 33V31H119ZM150 33V34H149ZM155 33H157V35H155ZM27 34V33H26ZM25 34V36H26ZM37 34V33H36ZM36 34H33L36 35ZM81 34V33H79ZM85 34V33H84ZM42 35V34H41ZM45 35V34H44ZM57 35V34H54ZM77 35V34H76ZM109 35V34H108ZM120 35V34H119ZM138 35V36H139ZM17 36V35H15ZM29 36V35H28ZM48 36V35H47ZM75 36V35H74ZM94 36V35H93ZM112 36V35H111ZM114 36V35H113ZM117 36V35H116ZM141 36V35H140ZM139 36V37H140ZM8 37V36H7ZM0 35V104L2 105L3 109L5 110L6 114L0 117V140H1V144L3 147H8L9 148V152L10 155L12 156V158L14 159V165L16 164L15 161L17 162V166H19L20 172L21 174L25 177V180L28 181L29 183H31V185L33 186V188L35 190L40 189L41 192V196H42V202L45 203V201H43V196H47L45 194L50 193L51 188L55 187V183L57 182V184H59V186L62 187V184H65V188L64 191L59 190V186L57 185V188H55V191L59 190L63 193H68V192H73V188H75V186L77 187V191L78 188H82V184L80 185H76V179L79 178L78 177V170H79V174H80V169L81 163L80 160L83 158V156L85 155V146L81 145V146H73V147H69L67 149H65V146L67 147L68 145L65 143L66 140H64V136L63 138L62 133L61 136L56 135L53 133V135L49 134L47 132V121L50 120H46L45 118V122L43 119V115L48 111L52 105V100H51V94H52V90L53 92L56 91L54 90L53 87H55L53 84L48 86L47 84H42V81L40 82H32L31 83V78L28 79H23V75L21 76V74H17V67H19L17 65V60L14 57V53L17 51V46L11 47V43H13L12 39L14 36L11 35V43H10V38L8 40V38ZM20 37V36H19ZM38 37V36H37ZM45 37V36H44ZM51 37V36H49ZM55 37V36H54ZM53 37V38H54ZM76 37V36H75ZM80 37V36H79ZM91 37V36H90ZM103 37V36H102ZM105 37V36H104ZM142 37V36H141ZM17 38V37H16ZM24 38V37H22ZM26 38H28L26 36ZM36 38V36H35ZM40 38V37H39ZM43 38V37H41ZM46 38V37H45ZM44 38V39H45ZM52 38V37H51ZM56 38V37H55ZM72 38V37H71ZM70 38V39H71ZM78 38V37H77ZM81 40L83 39L82 36L80 37ZM79 38V41L77 42L72 40V44L70 42L71 45H73V43L77 44L79 43L81 40ZM85 38V37H84ZM115 38V37H114ZM121 38V37H119ZM138 38V37H137ZM30 39V38H29ZM33 39V37H32ZM62 39V38H61ZM15 40V38H14ZM28 40V39H27ZM41 40V39H40ZM43 40V39H42ZM49 40V39H47ZM87 40V38H86ZM118 40V39H117ZM120 40V39H119ZM123 40V39H122ZM143 40V39H142ZM29 41V40H28ZM31 41V39H30ZM29 41V42H30ZM50 41V40H49ZM68 41V40H66ZM110 40H107L106 42H108ZM64 42V40L62 41ZM60 41V43H62ZM90 42V41H89ZM118 42L115 40V43ZM124 42V41H123ZM18 43V42H17ZM38 43V42H37ZM44 43V42H43ZM58 42V44H60ZM64 43H68V42H64ZM62 43V45L64 44ZM87 43V41L85 42ZM84 43V44H85ZM110 42H108L109 44ZM113 42V44H115ZM127 42H125V44H127ZM25 43H21L20 45L24 46ZM31 44V43H30ZM48 43H45V45ZM80 44V43H79ZM82 42H81V46H82ZM83 44V45H84ZM91 44V43H89ZM112 44V45H113ZM119 44V43H118ZM117 44V45H118ZM122 44V43H121ZM132 44V43H131ZM52 45V44H51ZM54 45V44H53ZM78 45V44H77ZM96 45V42H95ZM94 45V46H95ZM116 45V44H115ZM114 45V46H115ZM133 45V44H132ZM22 46V47H23ZM29 46V44H28ZM75 46V45H73ZM79 46V45H78ZM88 46V44H87ZM97 46V45H96ZM110 46V45H109ZM122 46H125L122 44ZM19 47V46H18ZM27 46H25L24 48H26ZM38 47V46H37ZM35 47V48H37ZM57 47L60 48V45ZM56 47V48H57ZM77 48V46H75ZM90 47V45H89ZM113 47V46H112ZM16 48V50H15ZM32 48H34V45L32 46ZM39 48V47H38ZM79 48V47H78ZM117 48V46H116ZM123 48V47H122ZM126 48L128 49V46H126ZM19 49V48H18ZM29 51V48H27ZM45 49V48H44ZM86 49V48H85ZM120 49V48H119ZM20 50V49H19ZM18 50V51H19ZM22 50H24L22 48ZM68 50V49H66ZM65 50V51H66ZM92 48H89V52L91 53ZM113 50V49H112ZM125 50V49H124ZM46 51V50H45ZM57 51V50H55ZM54 51V52H55ZM69 51V50H68ZM75 53L76 50H74ZM94 51V49H93ZM103 51V50H102ZM110 51V50H109ZM117 51V50H115ZM161 51V50H160ZM168 51V53H169ZM20 52V51H19ZM42 49H41V54H42ZM50 53V51H48ZM62 52V51H61ZM88 52V53H89ZM107 52V51H106ZM111 52V51H110ZM120 52V50H119ZM123 52V51H122ZM32 53V52H31ZM38 53V51H37ZM44 53V52H43ZM68 53V52H67ZM89 53V54H90ZM116 53V52H115ZM159 53V52H158ZM24 52L22 54H17V59H18V55H23ZM51 54V53H50ZM50 54H48L50 56ZM84 54V53H83ZM96 54V53H95ZM107 54V53H106ZM113 54V53H112ZM120 54V53H119ZM32 56V54H30ZM37 55V54H36ZM93 55V53H92ZM92 55L91 58H92ZM98 55V54H97ZM102 55V54H101ZM109 55H111V53H109ZM108 55V56H109ZM123 55V54H122ZM27 56V55H26ZM25 56V57H26ZM39 58L40 54L37 55ZM45 56V54H44ZM47 56V55H46ZM66 56H68L66 54ZM65 56V57H66ZM99 56V55H98ZM116 56V55H115ZM23 57V56H21ZM24 57V58H25ZM64 57V58H65ZM78 57V54L77 56ZM81 57V56H80ZM105 57V56H104ZM107 57V55H106ZM122 57V56H121ZM23 58V59H24ZM27 58V57H26ZM31 58V57H30ZM34 58V57H33ZM31 58V59H33ZM82 58V57H81ZM89 58V57H88ZM94 58V57H93ZM109 58V57H108ZM107 58V59H108ZM126 58V59H127ZM22 59V60H23ZM54 59V58H53ZM56 59V58H55ZM54 59V60H55ZM67 59H69V56L67 57ZM77 59V58H76ZM75 59V60H76ZM96 59V58H95ZM101 59V58H100ZM105 59V58H104ZM105 59V60H107ZM112 59V58H111ZM114 59V58H113ZM116 59V58H115ZM19 60V59H18ZM34 60V59H33ZM86 60V59H85ZM164 60V59H163ZM21 61V60H20ZM26 61V60H25ZM32 61V60H31ZM30 61V62H31ZM35 61V60H34ZM49 61V60H47ZM51 61V60H50ZM49 61V62H50ZM57 61V60H56ZM68 61V60H67ZM77 61V60H76ZM89 59L87 60L88 63ZM92 61V60H91ZM94 61V60H93ZM111 61V60H110ZM139 61V60H138ZM29 62V61H28ZM29 62V63H30ZM41 62V61H40ZM74 62V61H73ZM20 62H18L19 64ZM44 63V62H43ZM42 63V64H43ZM110 63V62H109ZM107 63V64H109ZM28 64V63H27ZM31 64V63H30ZM29 64V65H30ZM34 64V63H33ZM59 64V62H58ZM68 65L70 63H67ZM20 65V64H19ZM25 65V64H23ZM32 65V64H31ZM45 65V64H44ZM47 65V64H46ZM50 65V63H49ZM47 65V66H49ZM54 65V64H53ZM85 65V64H84ZM104 65V64H103ZM60 66V64H59ZM58 66V67H59ZM70 66V65H69ZM68 66V68H69ZM82 67V66H81ZM87 67V65H86ZM93 67V66H92ZM97 67V65H96ZM102 67V66H100ZM21 68V67H19ZM25 68V67H24ZM30 68V66H29ZM29 68L27 73H29ZM38 68V67H37ZM41 68V67H40ZM43 68V67H42ZM46 68V67H45ZM44 68V69H45ZM88 68V67H87ZM106 68V67H105ZM26 69L22 68V71L25 70V74L26 73ZM57 69V68H56ZM71 69V67H70ZM73 69H75L73 67ZM73 69L72 72H73ZM90 69V66H89ZM20 70V69H19ZM47 71V69H45ZM59 70H61L59 68ZM63 70V68H62ZM36 71V69H35ZM67 71V70H66ZM80 71V70H79ZM86 71V70H85ZM23 72V73H24ZM31 72V71H30ZM56 71H54L55 74ZM83 72V71H82ZM81 72V74H82ZM57 73H60L57 71ZM65 73V72H64ZM69 74V72H66ZM76 73V72H74ZM86 73V72H85ZM99 73V72H98ZM102 73V72H101ZM53 74V75H54ZM63 74V72H62ZM70 74L73 75V73L70 72ZM114 74V73H113ZM50 75V74H49ZM52 75V77H53ZM58 74H55V76H57ZM64 76L66 74H63ZM63 75H61L63 77ZM71 75V76H72ZM77 76V74H75ZM86 75V74H85ZM84 75V76H85ZM107 75V74H106ZM160 75V76H161ZM26 76V75H25ZM35 76V75H34ZM33 76V77H34ZM44 76V75H43ZM70 76V77H71ZM89 76V75H88ZM102 76V75H101ZM32 77V76H31ZM32 77V78H33ZM40 77V76H39ZM67 77V76H65ZM63 77V80L64 78ZM99 77V76H98ZM121 77V76H120ZM37 78V77H34ZM72 78H74L72 76ZM45 79V78H44ZM47 79V78H46ZM60 79V78H59ZM75 79V78H74ZM83 79V78H82ZM94 79V78H92ZM92 79H88V80H92ZM34 80V79H33ZM62 80V81H63ZM68 80V78H67ZM84 80V79H83ZM95 80V79H94ZM92 80V81H94ZM102 81V79H100ZM120 80V79H119ZM35 81V80H34ZM47 81V80H46ZM85 81V80H84ZM116 81V80H115ZM69 82V81H68ZM80 82V81H78ZM96 82V81H95ZM31 84L30 88H26V84L27 87L28 85ZM53 83V82H52ZM73 83V82H72ZM82 83V82H81ZM86 83V81L84 82ZM100 83V82H99ZM126 83V81H125ZM56 84V82H55ZM58 84V83H57ZM71 84V83H70ZM69 84V85H70ZM83 84V83H82ZM118 84H120V82H118ZM122 84V83H121ZM120 84V86H121ZM85 85V84H84ZM90 85V84H89ZM94 85V83L92 84ZM113 85V83H112ZM117 85V84H116ZM127 85H129L127 83ZM68 86V85H67ZM82 86V85H81ZM80 86V87H81ZM123 86V85H122ZM58 87V85L56 86ZM114 87V86H113ZM61 88V87H60ZM68 87H66L67 89ZM79 88V86H78ZM82 88V87H81ZM86 88V86H85ZM101 88V87H100ZM62 89V88H61ZM69 89V88H68ZM77 89V88H76ZM75 89V91H76ZM96 89V88H95ZM116 91L119 89L115 88ZM63 90V89H62ZM80 90V89H79ZM94 90V89H93ZM60 91V90H59ZM73 91V90H72ZM74 91V92H75ZM81 91V90H80ZM82 91H85L82 90ZM123 91V90H122ZM121 91V92H122ZM58 92V91H57ZM71 92V90H70ZM77 92V91H76ZM96 92V91H95ZM78 93V92H77ZM80 93V92H79ZM78 93V94H79ZM83 93V92H82ZM81 93V94H82ZM116 93V92H114ZM209 94L205 95V99L210 100V106L211 108H216L217 107V102L219 101V93L215 90H210L208 91ZM58 95V93H56ZM69 94H73L69 93ZM117 94V93H116ZM130 94V93H129ZM54 95V94H53ZM56 95V98H57ZM62 95V93H61ZM64 95V93H63ZM62 95V96H63ZM115 96V94H113ZM66 94L63 96L64 98H66ZM123 96V95H122ZM79 97V95H78ZM109 97V96H108ZM55 98V100H56ZM123 97H119V99L122 100ZM125 98V97H124ZM81 99V98H80ZM79 99V100H80ZM112 99V98H111ZM127 99V98H125ZM54 100V101H55ZM75 100V99H74ZM78 100V101H79ZM87 100V99H86ZM85 101V99L83 100ZM82 99L79 101V103L81 102V104H83L82 107H84V105H86L87 103L84 102L83 103ZM92 101V100H91ZM120 101V100H118ZM124 100H122L123 102ZM58 102V100H57ZM66 102H67V98H66ZM70 102V100H69ZM76 102V101H75ZM114 102V101H113ZM60 103V102H59ZM62 103V102H61ZM78 103V102H77ZM86 103V104H85ZM63 104V103H62ZM79 104V105H81ZM90 104V103H89ZM88 104V105H89ZM130 104V103H128ZM127 104V105H128ZM56 105V104H55ZM65 105V104H64ZM75 105V104H74ZM87 105V106H88ZM92 106V104H90ZM89 105V106H90ZM94 105V103H93ZM121 105V104H120ZM70 106V105H69ZM68 106V107H69ZM76 106V105H75ZM119 109V105H116ZM122 106V105H121ZM120 106V107H121ZM115 107V106H114ZM124 107V106H123ZM52 108V107H51ZM66 108V107H65ZM78 108V107H77ZM86 108V106H85ZM79 109V108H78ZM87 109H90L87 107ZM121 109V108H120ZM119 109V110H120ZM132 109V108H131ZM86 110V109H85ZM93 109V113H94ZM118 110V111H119ZM126 110V109H125ZM124 110V112H125ZM83 111V110H82ZM87 111V110H86ZM85 111V112H86ZM89 111V110H88ZM88 111L86 112V114L88 113ZM96 111V110H95ZM113 111V108H112ZM116 111V112H118ZM120 112H123L120 110ZM46 114V115H47ZM78 114V113H77ZM92 114V113H91ZM95 114V113H94ZM106 114V113H105ZM45 115V117H46ZM84 115V114H83ZM107 115V114H106ZM114 115H115V111H114ZM169 115V116H168ZM238 116V118H236V116ZM77 116V115H76ZM93 116V114H92ZM96 117V115H94ZM119 116V115H118ZM48 117V115H47ZM81 117V116H80ZM83 117V116H82ZM85 117V116H84ZM83 117V118H84ZM94 117V118H95ZM116 117V116H115ZM112 118L113 120L115 119ZM101 118V117H100ZM103 118V117H102ZM163 118V119H162ZM210 118H218L220 119L217 123L211 125L210 127H208L207 129H203L200 126H196L197 122H204ZM59 119V118H57ZM77 119V118H76ZM81 119V118H80ZM90 119H92L91 115H90ZM98 119V118H97ZM79 120V118L77 119ZM85 120V119H83ZM96 120V118H95ZM80 121V120H79ZM87 121V119H86ZM88 121H89V116H88ZM94 121V119H93ZM104 121V120H103ZM64 122H66L64 120ZM76 122V121H75ZM106 122V121H105ZM114 122V121H113ZM130 122V121H128ZM127 122V123H128ZM50 123V122H49ZM53 122H51L52 124ZM67 123V122H66ZM86 123V122H85ZM91 122H88L86 126V128H88V125L90 126ZM140 123V121L138 122ZM157 123V124H158ZM50 124V125H51ZM61 124V122H60ZM96 124V125H95ZM109 125H111L108 122ZM122 124V123H121ZM130 124L129 126H134ZM158 124V125H159ZM65 125V124H64ZM63 125V126H64ZM67 125V124H66ZM78 125V124H77ZM93 125L98 126L97 123H93ZM108 125V126H109ZM113 125V124H112ZM127 124H125L126 126ZM55 126V125H54ZM57 126V125H56ZM84 126V125H83ZM82 126V127H83ZM107 126V125H106ZM107 126V128H108ZM116 126V125H115ZM114 126V127H115ZM128 126V127H129ZM77 127V126H76ZM75 127V128H76ZM110 127V126H109ZM160 127V126H159ZM63 128V127H62ZM71 128V127H67ZM74 128V126L70 129L72 130ZM80 128V127H79ZM85 128V127H84ZM95 129V127H93ZM98 128V127H97ZM96 128V129H97ZM102 128V127H101ZM105 128V127H104ZM113 128V127H110ZM116 128V127H115ZM66 129V128H65ZM77 129V128H76ZM75 129V131H76ZM91 129V128H90ZM95 129V130H96ZM82 130V129H81ZM80 130V131H81ZM86 130V129H85ZM84 130V131H85ZM101 135L103 131V128L101 129ZM122 130V129H121ZM129 130V129H128ZM127 130V131H128ZM131 130V129H130ZM74 131V133H75ZM78 131V130H77ZM100 131V127L99 130ZM112 131V130H111ZM135 131V130H134ZM139 131V130H138ZM137 131V132H138ZM51 132V131H50ZM69 132V130H68ZM79 132V131H78ZM82 132V131H81ZM79 133L78 136H80ZM97 133V130L95 131ZM95 132H92L94 134H96ZM113 132V131H112ZM119 132V131H117ZM129 132V131H128ZM131 132V131H130ZM136 132V133H137ZM72 134L73 130L71 131ZM64 134V133H63ZM76 134V133H75ZM84 134V133H83ZM118 134V133H117ZM91 135L90 133L88 134V136ZM100 135V132H99ZM104 135V134H103ZM106 135V134H105ZM116 135V133H115ZM95 136V135H94ZM125 136V135H124ZM127 136V135H126ZM86 137V135H85ZM90 137V136H89ZM116 137V136H115ZM97 138V136L95 137V139ZM114 138V137H113ZM118 138V137H117ZM116 138V140H117ZM103 139V138H102ZM110 139V137H109ZM108 139V140H109ZM98 139H96L97 142ZM114 140V141H116ZM68 141V140H67ZM77 141V139L75 140V142ZM99 141H101V138L99 139ZM98 141V142H99ZM123 141V140H122ZM82 142V141H81ZM95 142V141H93ZM102 142H104V139L102 140ZM108 141H105L103 144H105ZM113 142V141H112ZM117 142H119V140H117ZM131 142V141H130ZM109 143V142H108ZM121 143V142H120ZM93 144V143H92ZM91 144V145H92ZM100 143V145H103ZM117 144V143H116ZM129 145V143H126ZM131 144V143H130ZM73 145V144H72ZM94 145V144H93ZM97 145V143L95 144ZM99 145V144H98ZM99 145V147H100ZM108 147H106L107 149L111 148L112 146L109 147V144H105ZM103 145V147L105 146ZM111 145V143H110ZM127 146V145H126ZM90 147V145H89ZM120 147V146H119ZM124 147V146H123ZM91 148V147H90ZM97 148V147H95ZM131 148V146H130ZM100 149V148H99ZM102 149V147H101ZM114 148L110 149L113 151ZM116 149V148H115ZM114 149V150H115ZM119 149V148H118ZM121 149V147H120ZM126 149V148H123ZM90 150V149H89ZM92 150V154H93V148ZM95 150V149H94ZM101 151V150H100ZM99 151V152H100ZM118 151V150H117ZM125 151H128L127 149ZM96 152V150H95ZM98 152V153H99ZM102 152V151H101ZM114 152V151H113ZM89 153V152H88ZM91 153V152H90ZM114 153H118L119 152H114ZM127 153V152H126ZM139 153V151H138ZM141 154V153H140ZM9 155V156H10ZM87 155V154H86ZM89 155V154H88ZM102 155H104V153L102 152ZM8 156V158H9ZM92 156V155H90ZM96 156V155H95ZM115 156V155H114ZM120 156V154H119ZM129 158L130 156L127 155ZM141 156V155H140ZM105 158H107L104 155ZM11 158V157H10ZM9 158V159H10ZM95 157H93L94 159ZM99 158V157H98ZM97 158V159H98ZM100 159V158H99ZM128 159V158H126ZM125 159V160H126ZM90 160V159H89ZM121 161H123V159L120 158ZM132 160V158H131ZM13 160H11L12 162ZM82 161V160H81ZM103 161V160H102ZM109 161V160H107ZM118 161L119 164V159L116 160V162ZM130 161V159H129ZM136 161V160H135ZM142 161V158H141ZM162 161V160H161ZM174 161V162H172ZM88 162V161H87ZM92 162V160H91ZM91 162H88V164H90ZM124 162V161H123ZM163 162V161H162ZM161 162V163H162ZM128 163V162H127ZM142 163V162H139ZM85 164L87 165V163L85 162ZM106 162H105V166H106ZM110 164V163H109ZM154 164V163H153ZM159 164V163H158ZM157 164V165H158ZM117 166V163L115 164ZM129 165V164H128ZM151 165V164H149ZM156 165V166H157ZM160 165V164H159ZM202 165V164H201ZM205 165V163H204ZM16 166V165H15ZM81 166V167H80ZM114 166V164H113ZM85 167V166H84ZM82 167V168H84ZM88 166H86L87 168ZM119 167V166H118ZM138 167V165H137ZM146 167V166H144ZM143 167V168H144ZM160 167V166H159ZM85 168V169H86ZM89 168V167H88ZM103 168V167H102ZM105 168V167H104ZM164 168V167H163ZM93 169V167H92ZM100 169V167H99ZM116 169V167H115ZM146 169V168H145ZM150 169V168H149ZM152 169V168H151ZM84 170V169H83ZM87 170V169H86ZM89 170V169H88ZM91 170V169H90ZM103 170V169H102ZM105 170V169H104ZM119 170V169H118ZM133 170V169H132ZM181 170V169H180ZM101 171V170H100ZM112 172V170H110ZM114 171V169H113ZM134 171V170H133ZM145 171V170H144ZM158 171V170H157ZM163 171V170H162ZM165 171H167L165 169ZM90 172V171H89ZM108 171L103 172L102 174L97 176L98 181H104L107 179L108 175L111 173ZM118 172V171H117ZM114 171V174L117 173ZM121 172V171H119ZM118 172V173H119ZM123 172V171H122ZM176 172V170H175ZM183 172V171H182ZM85 172H82V174H84ZM96 173V172H95ZM113 173V172H112ZM133 173V172H132ZM137 173V172H136ZM151 173V172H150ZM92 174V172L90 173ZM113 174V175H114ZM144 174L146 175L147 173L144 172ZM153 174V173H152ZM151 174V175H152ZM177 174V172H176ZM120 175V174H119ZM142 175V176H145ZM150 175V176H151ZM157 177L159 176L158 174H155ZM174 175V174H173ZM182 175V174H181ZM180 175V176H181ZM84 176V175H83ZM118 176V175H117ZM124 176V175H123ZM129 176V175H128ZM131 176V175H130ZM153 176V175H152ZM166 176V175H165ZM170 176V174H169ZM172 176V175H171ZM177 176V175H176ZM179 176V175H178ZM177 176V177H178ZM179 176V177H180ZM199 176V175H198ZM88 177V176H87ZM112 177V176H111ZM127 178V176H125ZM133 177V176H132ZM131 177V178H132ZM136 177V176H135ZM138 177V176H137ZM182 177V176H181ZM180 177V178H181ZM190 177V176H189ZM191 177V178H192ZM82 178V177H81ZM80 178V179H81ZM86 178V177H85ZM123 177L120 176L119 180H122ZM131 178H128L131 180ZM134 178V177H133ZM147 178L148 177H144ZM152 178V177H151ZM164 178V177H163ZM162 178V179H163ZM166 178V177H165ZM170 177H168L169 179ZM179 178V179H180ZM192 178V180H193ZM228 178V177H227ZM84 179V178H83ZM82 179V181H83ZM112 180V178H110ZM125 178H123L124 180ZM127 179V181H128ZM172 179V178H171ZM175 179V177H174ZM178 179V178H177ZM189 179V178H188ZM85 180V179H84ZM115 180L113 178V182H115ZM118 180V181H119ZM122 180V181H123ZM142 180V179H141ZM150 180V178H149ZM155 180V179H154ZM153 179H151L148 182H152L154 181ZM167 180V179H166ZM170 180V179H169ZM191 180V179H190ZM117 181V182H118ZM135 181V180H134ZM140 181L139 180H136ZM144 181V180H142ZM146 181V180H145ZM175 181H177L175 179ZM202 181V184H203ZM59 182V183H58ZM75 182V183H74ZM92 182V181H91ZM112 182V181H111ZM129 182V181H128ZM141 182V181H140ZM157 182V181H156ZM161 182V181H160ZM184 182V180H183ZM197 182V181H196ZM195 182V183H196ZM208 181L206 180V183ZM133 183V181L131 182V184ZM138 183V182H137ZM136 183V184H137ZM145 183V182H144ZM155 183V182H154ZM159 183V182H158ZM157 183V184H158ZM168 184V182H166ZM176 183V182H173ZM172 183V184H173ZM205 183V184H206ZM216 183V182H215ZM214 183V184H215ZM75 184V185H74ZM87 184V183H86ZM115 184V183H114ZM130 184V185H131ZM142 184V182H141ZM160 184V183H159ZM170 184V183H169ZM168 184V185H169ZM170 184V185H172ZM179 184V183H178ZM177 184V185H178ZM186 184H188L186 182ZM208 184V183H207ZM128 185V183H127ZM128 185V187L130 186ZM134 185V184H133ZM139 183L136 185L138 187ZM150 185V184H148ZM181 185V184H180ZM194 185V184H193ZM196 185V184H195ZM199 185V184H198ZM198 185H196V192L197 189L200 187H198ZM211 185V184H210ZM209 184L207 186H210ZM213 185V184H212ZM82 186V187H81ZM88 186V185H86ZM116 185L113 186V188ZM123 186V185H122ZM135 186V187H136ZM140 186V185H139ZM147 186V185H146ZM145 186V188H146ZM153 186V185H152ZM158 186V185H157ZM175 186V185H173ZM205 186V185H204ZM214 186V185H213ZM212 186V188H213ZM112 187V186H111ZM136 187V188H137ZM185 187V185H184ZM202 187V186H201ZM206 187V186H205ZM204 189L206 190L207 188ZM218 187V186H217ZM221 187V186H220ZM225 187V186H224ZM63 188V187H62ZM86 188V187H85ZM107 186L104 183H100V184H96L93 188L92 191L88 190L89 192L87 194H99L98 196H101V194L105 193ZM112 188V189H113ZM130 188V187H129ZM128 188V189H129ZM134 188V186H133ZM135 188V189H136ZM144 188V189H145ZM157 188V187H155ZM159 188V187H158ZM170 188V187H169ZM183 188V187H181ZM188 188V186H187ZM184 188V189H187ZM209 188V187H208ZM216 188V186H215ZM79 189V191H80ZM111 189V188H110ZM116 192L117 191L120 193L121 190H117L116 188H114ZM113 189V190H114ZM127 189V186H126ZM132 189V188H131ZM130 189V191H131ZM134 189V190H135ZM138 189V188H137ZM211 189V188H210ZM221 189V188H220ZM82 190V189H81ZM142 190V189H141ZM147 190V188L145 189ZM199 190V189H198ZM213 190V189H212ZM222 190H225L224 188H222ZM221 190V191H222ZM226 190V191H227ZM53 191V190H52ZM75 189L74 192L76 194ZM78 191V192H79ZM87 191V190H85ZM84 191V192H85ZM109 191V190H108ZM107 191V192H108ZM112 190H110L111 192ZM148 191V190H147ZM159 191V190H156ZM195 191V189H194ZM201 191V190H200ZM207 191V192H206ZM205 192H203L204 194L208 193V189ZM214 191V190H213ZM230 191V190H229ZM54 192V191H53ZM125 192V191H124ZM123 192V193H124ZM128 193V191H126ZM125 192V193H126ZM133 192V191H132ZM169 192V191H168ZM185 191L183 190V193ZM190 192V191H189ZM215 192V191H214ZM224 192V191H223ZM223 192L221 194H223ZM233 192V191H232ZM80 193V192H79ZM78 193V195H79ZM83 193V192H82ZM131 193V192H130ZM138 193V192H135ZM158 193V192H157ZM160 193V192H159ZM186 193V192H185ZM202 193V192H200ZM212 193V192H210ZM218 193V192H217ZM70 193L67 194V196H69ZM73 194V193H71ZM144 194V192H143ZM180 194V193H179ZM182 194V191H181ZM189 194V193H188ZM214 194V193H213ZM225 194L227 195V193L225 192ZM230 194H232L230 192ZM229 194V195H230ZM237 194V193H236ZM59 195V194H58ZM89 195H86V202L90 203L89 207L91 209H93L92 207H94V205H98L95 204L97 202V200L99 198H90L88 197ZM199 195V193L197 192V194L195 196ZM6 196V194H5ZM67 196H64L65 198ZM91 196V195H90ZM112 196V195H111ZM152 196V195H151ZM180 196V195H178ZM184 196V195H183ZM222 196V195H221ZM224 196V195H223ZM231 196V195H230ZM229 196V197H230ZM39 197V194H38ZM63 197V196H62ZM82 197V196H81ZM132 197V196H131ZM228 197V196H227ZM237 197V196H235ZM234 197V198H235ZM240 197V196H239ZM59 198V197H58ZM68 198V197H67ZM70 198V197H69ZM151 198V197H150ZM182 199V197H180ZM191 198V196H190ZM197 198L199 199L200 197L197 196ZM196 198V199H197ZM23 199H25L26 201L30 202L32 207L38 211H42L40 212V216L42 217V221L43 219H52V222L48 223V225L45 227L46 233L48 234V236L50 237V239L52 240V249L50 251V253L48 254V264H61L62 260H63V254L64 251L66 250V247L68 245L69 242L72 241V239L74 238L73 234H71L70 232H66L65 229L63 230V226L64 224H68L71 223L72 224H77L79 222L77 216L81 214L77 215L76 209H74L75 211H71L68 215V219H67V214L65 215V213H63L66 216V220L63 219L62 217L55 216L53 214H51L49 211L44 212L43 211V207L41 206V204L38 203H34L31 201V199L28 196H23ZM40 199V198H39ZM112 199V198H111ZM152 199V198H151ZM150 199V200H151ZM176 199V198H175ZM201 199V198H200ZM206 199V198H205ZM224 199V198H223ZM45 200V199H44ZM58 200V199H57ZM72 200V198L70 199ZM119 200V199H118ZM135 200V199H134ZM139 200V199H138ZM136 200V201H138ZM158 200V199H157ZM172 200V199H171ZM177 200V199H176ZM175 200V201H176ZM186 200H188L186 198ZM241 200V199H239ZM245 200V201H246ZM108 201V200H107ZM122 201V200H120ZM156 201V200H154ZM160 202L162 200H159ZM165 201V200H163ZM173 201V200H172ZM171 201V202H172ZM190 201V200H189ZM198 201V200H197ZM207 201V200H206ZM244 201V200H242ZM49 202V201H48ZM55 202V201H54ZM59 202V201H58ZM77 202L79 203H83V201L77 200ZM100 202V201H99ZM102 202H106L103 201ZM102 202H100L102 204ZM109 202V201H108ZM112 202V201H111ZM110 202V203H111ZM132 202V201H131ZM159 202V203H160ZM185 202V201H184ZM205 202V200H204ZM220 202V201H219ZM222 202V201H221ZM53 203V201H52ZM61 203V200H60ZM68 203V202H67ZM71 203V202H70ZM127 203V202H126ZM137 203V202H136ZM140 203V202H139ZM218 203V202H217ZM216 203V204H217ZM240 203V201H239ZM46 204V203H45ZM84 204V203H83ZM82 204V206H83ZM106 204V203H105ZM142 204V203H141ZM182 204V202H181ZM188 204V202H187ZM185 203V207L187 205ZM198 203L196 202V205ZM200 204V203H199ZM222 204V203H221ZM224 204V203H223ZM241 204V203H240ZM47 205V204H46ZM52 205V204H51ZM58 205V204H57ZM66 205V204H64ZM85 205V204H84ZM100 205V204H99ZM144 205V204H143ZM189 205V204H188ZM200 205H204V204H200ZM206 205V204H205ZM212 205V204H211ZM211 205H207V206H211ZM215 205V202H214ZM242 205V204H241ZM248 204L244 205L247 206ZM250 205V204H249ZM50 206V205H49ZM103 206V205H102ZM128 206V205H127ZM151 205L148 206L151 208ZM180 206V205H179ZM184 206V203H183ZM199 206V205H198ZM196 206V207H198ZM239 206V205H238ZM243 206V205H242ZM262 206V207H263ZM56 207V206H55ZM60 207V206H59ZM66 207V206H65ZM65 207H63L62 209H64V211L66 210ZM69 206H67L66 208H68ZM115 207V206H114ZM146 209L147 206L145 205ZM166 207V205H165ZM178 207V205H177ZM213 209L214 207L211 206ZM9 208L11 209V211H13L14 214L17 215L18 217V222H20L23 227L25 228V224H24V220L23 218L20 216V213H18V210L12 208L9 206ZM48 208V206H47ZM81 208V207H80ZM95 208V207H94ZM98 208V207H97ZM102 208V207H101ZM149 208V209H150ZM154 208V207H153ZM168 208V207H167ZM182 208V207H181ZM201 207L199 206V210ZM208 208V207H207ZM221 208V207H220ZM225 208V207H224ZM239 208V207H238ZM261 208V207H260ZM46 209V208H45ZM59 209V208H58ZM70 209V208H69ZM110 209V208H109ZM152 209V208H151ZM205 209V207H204ZM211 209V208H210ZM263 209V208H262ZM261 209V213L262 210ZM49 210V208H48ZM54 210V209H52ZM73 210V209H72ZM86 210H90V209H86ZM85 210V212H86ZM102 210V209H101ZM186 210V208H185ZM189 210V209H188ZM203 210V209H202ZM67 211V210H66ZM130 211V210H129ZM133 211V210H132ZM150 211V210H149ZM204 211V210H203ZM208 211V210H206ZM238 211V210H236ZM60 212V209H59ZM57 211V214L59 213ZM69 212V211H68ZM84 212V213H85ZM109 212V211H108ZM140 212V211H139ZM153 212V211H151ZM213 212V211H212ZM259 212L260 216L261 213ZM61 213V212H60ZM83 213V214H84ZM201 213V212H200ZM209 213V212H208ZM207 213V215H209ZM211 213V212H210ZM240 213V212H239ZM256 213V212H255ZM82 214V216H83ZM86 214V213H85ZM103 214V213H102ZM134 214V213H133ZM154 214V213H152ZM161 214V213H160ZM163 214V213H162ZM186 214V213H185ZM205 215V211L203 213ZM216 214V213H215ZM226 214V213H225ZM258 214V215H259ZM263 214V213H262ZM59 215V214H58ZM61 215V214H60ZM135 215V214H134ZM143 215V214H142ZM165 215V214H164ZM167 215V214H166ZM169 215V214H168ZM188 215V214H186ZM197 215V214H196ZM212 214H210L211 216ZM227 215V214H226ZM229 216L231 214H228ZM227 215V216H228ZM101 216V215H99ZM114 216V215H113ZM132 216V215H131ZM140 216V215H139ZM216 216V215H215ZM102 217V216H101ZM185 218V216H183ZM196 217V216H194ZM209 217V216H208ZM214 218V214L212 216ZM211 217V218H212ZM233 217V215H232ZM263 217V216H261ZM100 218V217H99ZM133 218V217H132ZM157 218V217H156ZM155 218V219H156ZM164 218V217H163ZM170 218V217H169ZM168 218V219H169ZM190 218V217H188ZM193 218V217H191ZM198 218V217H196ZM195 218V219H196ZM218 218V217H217ZM216 218V222L220 221V225L222 224V222H227V221H222L218 219L217 221ZM220 218V217H219ZM222 218V217H221ZM220 218V219H221ZM231 218V217H230ZM84 219V218H83ZM104 219V218H103ZM203 219V216L199 217V221ZM224 219V218H223ZM245 219V217H244ZM96 220V218H95ZM98 220V219H97ZM102 220V218H101ZM105 220V219H104ZM102 220V221H104ZM166 220V219H165ZM188 220V219H186ZM185 220V221H186ZM193 220V219H191ZM198 220V219H197ZM196 220V221H197ZM207 220V219H205ZM208 220H210V217L208 218ZM206 222H209V221ZM214 219H212L213 222ZM257 220V219H255ZM82 221V220H81ZM113 221V219H112ZM150 221V220H149ZM159 221V220H158ZM172 221V220H171ZM189 221V220H188ZM194 221V220H193ZM195 221V222H196ZM232 221L231 225L232 226ZM89 225H85V222H82V227H84V237L80 239V243L78 244V246L74 249H68V257L70 258V263H76V264H84V263H89V264H105L107 261H109V263L112 262H121V264H183V262H186V258L184 256H176L175 253H171L170 250L168 249V247H159L160 248V253L157 256V258L151 256L149 254V249L144 248L143 247H135L137 244H135L137 241L133 242L132 244H134V247H130V248H125V249H121L120 254L115 258V260H109L106 258V255L108 253V251H111V248L108 247L110 246L108 244V242L110 243V241H115L118 243L117 238L115 239V237L108 235L106 237H104L103 235L99 234V230H100V226L98 223L93 222L91 223V221H89ZM117 221H115V224ZM154 222V221H153ZM205 222V223H206ZM211 222V221H210ZM211 222V223H212ZM215 222V221H214ZM215 222V223H216ZM228 222V224L230 223ZM81 223V222H80ZM103 223V222H102ZM111 223V222H110ZM190 223V222H189ZM198 223V222H197ZM204 223V225H205ZM255 223V221H254ZM254 223L252 222V224L254 225ZM65 224V225H66ZM79 224V223H78ZM77 224V225H78ZM113 225H115L114 223H112ZM183 224V223H182ZM186 224V223H185ZM191 224V223H190ZM201 224V223H200ZM199 224V225H200ZM210 224V223H207ZM225 224V225H228ZM251 224V223H250ZM259 224V223H258ZM264 224V223H263ZM262 224V226H264ZM101 225V224H100ZM110 225V224H109ZM130 225V224H129ZM133 225V223H132ZM142 225V224H141ZM184 225V224H183ZM195 225V224H194ZM212 225L214 226V224L212 223ZM212 225H209L211 227H213ZM219 225V227H220ZM223 225V224H222ZM224 225V226H225ZM73 226V225H72ZM71 226V227H72ZM162 226V225H161ZM189 226V225H188ZM187 226V228H188ZM202 226V225H201ZM207 226V225H206ZM233 226H235L233 224ZM103 227V225H102ZM112 227V226H111ZM152 227V226H151ZM154 227V225H153ZM185 227V225L183 226ZM181 228V233H179V237H182V241L183 238L187 235V231L188 229H193L196 230V228H194V226L192 227L190 225V227L188 229L186 228ZM198 227V226H197ZM200 227V226H199ZM198 227V228H199ZM208 227V226H207ZM218 227V226H217ZM216 226H214L215 230L217 228ZM219 227L217 229H219ZM222 227V226H221ZM236 227V226H235ZM235 227H231L234 228ZM261 227V225H260ZM114 228V227H113ZM197 228V229H198ZM205 228V227H204ZM203 228V229H204ZM230 228V229H231ZM256 228V226H255ZM258 228V227H257ZM109 229V228H108ZM107 229V230H108ZM141 229V228H140ZM208 229V228H205ZM205 229L203 231H205ZM212 229V228H211ZM221 229V228H220ZM224 228H222L223 230ZM234 229H232L234 231ZM244 229V228H243ZM240 229V232H242ZM248 229V227L246 228ZM69 230V229H68ZM112 230L113 229H109ZM171 230V229H170ZM200 230V229H199ZM202 230V229H201ZM221 230V231H222ZM250 230V228H249ZM261 230V229H259ZM71 231V228H70ZM112 231H110L109 233H111L112 235L117 234L112 233ZM130 231V230H129ZM152 231V230H151ZM201 231V233L203 232ZM208 231V230H206ZM209 231H211L209 229ZM220 231V230H219ZM232 231V232H233ZM239 231V230H238ZM237 231V232H238ZM246 231V230H245ZM245 231L243 230V232L245 233ZM255 231V230H254ZM263 231V229H262ZM72 232V231H71ZM101 232V231H100ZM123 232V231H122ZM125 232V231H124ZM127 232V231H126ZM125 232V233H126ZM157 232V231H156ZM192 232V231H190ZM195 232V231H194ZM217 232V231H216ZM224 232V231H223ZM231 232V233H232ZM238 232V233H240ZM248 234L249 232L246 231ZM257 232V231H256ZM261 232V231H259ZM108 233V234H109ZM121 233V232H120ZM119 233V234H120ZM124 233V234H125ZM138 234V232H131L129 233L128 236H124L123 239L124 240H129L131 241L132 237L134 236V234ZM162 233V232H161ZM172 233V232H171ZM193 233V232H192ZM192 233H189V235H191ZM200 231L197 234H201ZM207 233V232H205ZM214 233V231H213ZM228 233V230H227ZM235 233V232H234ZM237 233V234H238ZM245 233V234H247ZM122 236L124 235L123 233H121ZM121 234L119 236H121ZM128 234V233H127ZM149 234V233H148ZM159 234V233H158ZM177 234V233H176ZM211 234V233H210ZM210 234L209 236H207L206 238H210ZM222 234V233H221ZM230 234V233H228ZM228 234L226 235V237H228ZM251 234V233H250ZM254 233H252L253 235ZM258 234V233H257ZM261 234L264 235L263 232H261ZM140 235V234H139ZM139 235L137 237H139ZM156 235V234H154ZM164 235V234H163ZM162 235V236H163ZM202 235V234H201ZM205 235V234H204ZM213 235V234H212ZM232 235V234H231ZM236 235V233L234 234ZM233 235V236H234ZM103 236V237H102ZM141 236V235H140ZM149 236V235H148ZM157 236V235H156ZM192 236V235H191ZM214 236V235H213ZM213 236L211 237V239L213 238ZM220 237H222L221 235H219ZM232 238L230 239H233ZM251 237V235H249ZM256 235H254L255 237ZM169 237V235H168ZM173 237L175 236H171V239H174ZM196 237V236H195ZM240 237V236H239ZM247 237V236H246ZM119 239L122 237H118ZM134 238V237H133ZM141 238V237H140ZM166 237H163V239H165ZM192 238V237H191ZM201 239H203L202 237H199ZM225 238V237H223ZM235 238V237H234ZM242 238V237H241ZM249 238V237H247ZM253 238V237H252ZM258 238V237H256ZM263 238V236H262ZM113 239V240H112ZM143 239V238H142ZM151 239V238H150ZM162 239V240H163ZM170 239V238H169ZM176 239V237H175ZM179 239V238H178ZM196 239V238H195ZM210 239V240H211ZM229 240V238H227ZM236 239V238H235ZM234 239V240H235ZM246 239V238H244ZM250 239V238H249ZM255 239V238H254ZM77 240V239H76ZM122 240V239H120ZM161 240V239H159ZM168 240V238H167ZM181 240V238H180ZM186 240V239H185ZM188 240V239H187ZM186 240V241H187ZM190 240V239H189ZM192 240V239H191ZM194 240V239H193ZM192 240V241H193ZM198 240V241H197ZM206 240V239H205ZM204 240V241H205ZM209 240V239H207ZM206 240V241H207ZM224 241V239H222ZM226 240V239H225ZM105 241V246L103 245V242ZM197 243H199V245L202 244L203 241H201L200 239H196ZM201 244H200V242ZM215 241V239H214ZM227 241V240H226ZM253 241V240H251ZM250 241V242H251ZM260 241V240H259ZM78 242V241H77ZM120 242V241H119ZM139 242V241H138ZM158 242V241H157ZM156 242V243H157ZM160 242V241H159ZM175 242V241H173ZM185 242V241H183ZM189 242V241H187ZM210 242V243H209ZM208 243L211 244L212 242L209 241ZM217 242V240L215 241ZM222 242V241H221ZM220 242V243H221ZM227 244H230L229 241H227ZM238 242V240H237ZM242 242L241 240L239 241V243ZM246 242H249V240H247ZM254 242V241H253ZM261 242V241H260ZM112 243V242H111ZM123 243V242H122ZM126 243V241L124 242ZM131 243V242H130ZM128 243V244H130ZM164 243V240H163ZM176 243V242H175ZM192 243V245L194 244V242H190ZM207 243V244H208ZM219 243V244H220ZM225 243V242H224ZM113 244V243H112ZM111 244V245H112ZM127 244V243H126ZM131 244V246H132ZM159 244V243H158ZM186 244V242H185ZM213 244H215L213 242ZM217 244V243H216ZM229 247V245H227ZM238 244V243H237ZM242 244V243H241ZM240 244V245H241ZM260 245V243H257ZM107 245V247H106ZM115 245V244H114ZM113 245V247H114ZM121 248H122V244ZM160 245V244H159ZM165 245V244H163ZM171 245V243H170ZM175 247V244H173ZM195 245V244H194ZM198 245V246H199ZM233 247L236 244H232ZM129 246V245H128ZM139 246H142L139 244ZM151 246V245H150ZM149 246V247H150ZM157 246V245H156ZM156 246H153L154 248ZM161 246V245H160ZM167 246V245H166ZM169 246V245H168ZM177 246V244H176ZM186 247H188V245H185ZM204 246V245H203ZM209 246V245H208ZM216 246V245H215ZM214 246V247H215ZM219 246V245H217ZM238 246V245H237ZM258 246V245H257ZM158 247V246H157ZM173 247V246H171ZM193 248H196L195 246H192ZM212 247V248H214ZM242 247V246H241ZM240 247V248H241ZM244 247V246H243ZM242 247V248H243ZM118 248V246L116 247ZM153 248V249H154ZM158 248V249H159ZM170 248V247H169ZM192 248V249H193ZM204 248V247H201ZM200 248V249H201ZM209 248V247H208ZM207 248V250H208ZM211 248V245H210ZM232 248V247H231ZM235 248V247H234ZM239 249V247H237ZM252 248V247H251ZM257 248V247H256ZM256 248L254 250H256ZM115 249V248H114ZM152 249V248H151ZM191 249V250H192ZM199 249V248H197ZM219 249H223L222 247ZM236 249V248H235ZM245 249V247H244ZM249 249V248H247ZM253 249V248H252ZM258 249V248H257ZM113 250V249H112ZM190 250V249H189ZM202 250V249H201ZM199 250L200 253H202V251ZM207 250L206 254H207ZM215 250V249H213ZM212 250V251H213ZM218 250V247H217ZM246 250V249H245ZM250 250V249H249ZM263 250V249H261ZM260 250V252H261ZM116 251V250H115ZM156 251V250H155ZM193 251H195L193 249ZM193 251H190L192 253H194ZM236 252L238 250H235ZM233 250V252H235ZM264 251V250H263ZM262 251V252H263ZM204 252V251H203ZM220 253V250L217 251ZM222 252V251H221ZM227 251H224V256L226 257ZM232 252V251H230ZM240 252V258H241V250ZM239 252L237 254H239ZM244 252V251H243ZM251 252V251H250ZM226 253V255H225ZM246 253V252H245ZM182 254V253H181ZM196 254V253H195ZM204 254V253H203ZM210 255H213L214 253L209 252ZM208 254V255H209ZM223 254V253H222ZM231 254V253H230ZM209 255V257H211ZM205 256V255H203ZM215 256V255H214ZM217 256V255H216ZM221 256V254H220ZM235 256V255H234ZM200 257V256H199ZM208 257V256H207ZM218 257V256H217ZM216 257V258H217ZM221 258V257H220ZM227 258V257H226ZM225 258V259H226ZM233 258V257H232ZM249 258V257H248ZM247 258V260H248ZM251 258V263L253 264H264V258L260 257V256H252ZM200 259V258H199ZM218 259V258H217ZM223 260V258L221 260L224 261V263H229L225 262L226 260L230 259H226ZM239 259V258H238ZM246 259V258H245ZM209 259L207 258V261ZM234 260V258H233ZM203 261V259H202ZM218 261V260H217ZM216 261V262H217ZM242 262H244L243 260H241ZM193 262V261H191ZM215 262V263H216ZM232 262V261H231ZM230 262V264H231ZM239 262V261H238ZM236 262V263H238ZM250 262V261H249ZM248 262V263H249ZM211 263V261H210ZM222 264V262L219 261V264ZM241 263V262H240ZM107 264V263H106ZM214 264V263H211ZM217 264V263H216ZM233 264V263H232ZM235 264V263H234ZM246 264V263H245Z\"/></svg>",
  "mask_w": 264,
  "mask_h": 264
}]
</instances>
